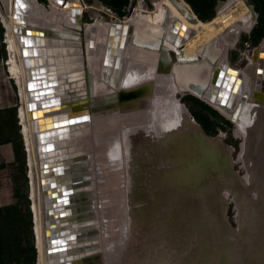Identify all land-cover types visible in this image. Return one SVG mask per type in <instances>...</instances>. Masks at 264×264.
<instances>
[{
    "label": "rangeland",
    "instance_id": "obj_1",
    "mask_svg": "<svg viewBox=\"0 0 264 264\" xmlns=\"http://www.w3.org/2000/svg\"><path fill=\"white\" fill-rule=\"evenodd\" d=\"M69 1L29 0L31 6L26 11V15L28 18L35 17L33 22L44 33L42 47L49 49L47 53L54 57V62L50 66L59 76L64 99L77 105L86 104V108L85 106L83 108L89 114L88 119L74 124L71 136L61 142V145L65 146L66 160L69 162L65 173L68 174L70 185L69 199H71V203L69 207L72 209L75 233L79 234L74 247L78 251L77 254L82 264H114L111 246L114 242H121L117 225L120 221L129 225L131 223L129 210L141 205L138 202L130 203L132 193L129 176L133 173L131 168L134 167V165L130 167L133 161V149L135 150L136 146H140L139 150H142L143 155L137 154L136 160L132 163H136L137 168L142 167L141 176L150 177L148 171H152V169L150 167L147 169L146 165H150L154 154H157L158 148L161 147L157 145L155 138V132H157L155 117L174 114V110L167 107L168 99L178 103L182 111L186 112L206 135L220 138L221 144L229 150L230 159L233 160V169L238 174L246 172L245 165L249 159L245 161V154L240 152L241 138L235 135V130L233 132L235 126L230 119V114L186 89L182 94L174 90V93L170 95V89H168L170 87L166 88V84H163L161 79L171 73L172 69L170 67L168 69L162 68L161 56L157 55L160 65L157 72L151 68V63L148 60L146 61L147 64L143 61L142 63L136 62L140 73L148 74L149 71L155 73L151 74V78L141 75L133 86H126L123 82L121 83V79L126 65L129 63L131 49H133V45L129 42L124 45L125 51L117 69L109 70L104 76L105 79L100 78L103 72L100 71L99 73L102 46L106 36L105 30L102 33V27L112 26L116 22L128 23V19L133 16L136 9L139 7L147 8L145 0H76L81 7L80 17L76 21L69 20L67 22L69 14L67 16L62 14V8ZM73 1L75 2V0ZM183 1L201 21H208V19L216 17L226 2V0ZM194 1L201 14L195 11ZM247 1L257 12V6L253 0ZM3 13L4 6L0 0V53L1 55L2 52L4 53V56L0 58V107L6 108L10 105L9 108L13 110L8 112V116H12L18 123L19 88L10 72L11 65L8 64L11 57L6 49ZM208 16H210L208 19L202 18ZM131 29H134V26ZM90 36L93 38L91 40H95L98 45L96 49L90 48V41L88 42ZM188 38H185L183 43ZM215 43L217 44V42ZM226 49L224 55L219 54L216 57L215 63H210V70L222 60L229 66L236 67L234 59H232L235 55L234 52L229 46ZM137 53L139 54V51ZM163 53L165 52L162 51L161 54ZM12 57L14 56L12 55ZM197 57L199 61L196 62V65L207 62L200 54H197ZM164 58L167 59L166 61L170 66L172 65L171 67L174 63L176 64L177 58L173 49H169ZM238 66L242 65L238 63ZM96 71L100 75H96ZM78 73H82V76L76 75ZM112 76L115 80L109 82ZM177 84L180 85L178 81ZM181 85L183 84L181 83ZM117 91L118 94L115 95ZM131 101L138 102V107L132 106L135 103L133 104ZM159 101L165 103L162 104L163 102L159 103ZM119 104L120 109H118ZM133 108L135 110H132ZM77 110H79L78 113L82 112L80 107ZM147 111L148 117L145 118L143 116ZM12 124L13 126L9 125V129L19 133L22 150H19V159H16L5 171L6 177L9 176L7 181L11 191V199L9 204L1 206L5 208L0 220V239L2 240L0 264H36L32 202L28 197L29 179L26 152L22 135L19 132L21 126L18 124L17 128L15 122ZM243 135L245 143L250 142L248 132H243ZM114 145L115 149L112 151ZM244 146L248 147V145ZM261 154L264 156L263 149H261ZM163 161L165 162V160ZM258 169L261 170L262 168ZM247 172L246 177L251 179L253 176L249 175V170ZM261 172L264 170L262 169ZM257 177L258 175L254 179ZM253 194L258 196L256 192ZM234 203L230 199L226 200L224 215L230 226L235 228L238 227L236 218L241 215L238 213L237 216ZM7 206H12V208H6ZM126 231L128 235L126 237L131 239L135 237L134 232L130 229H126ZM41 235L44 239L42 233ZM134 240L132 249H140L142 241Z\"/></svg>",
    "mask_w": 264,
    "mask_h": 264
},
{
    "label": "water",
    "instance_id": "obj_2",
    "mask_svg": "<svg viewBox=\"0 0 264 264\" xmlns=\"http://www.w3.org/2000/svg\"><path fill=\"white\" fill-rule=\"evenodd\" d=\"M245 1L250 7L249 14L254 15L256 22L257 12L247 0ZM19 2L23 6H18V0H15L18 9L30 6L25 5L26 1ZM16 16L24 24V18L20 13L17 12ZM253 26L251 25L249 30ZM18 29L20 32L40 34L37 29L26 27L25 24L17 27ZM34 98L37 97H33L27 104L30 118L32 112L30 109L35 107ZM168 101L170 104L168 103L167 107L174 110V116L182 114L180 119L183 126L173 129L169 127L167 130L170 132L165 131L161 135H166L164 138L169 137L174 143L176 140L188 141L190 146L195 147L196 152L193 157L187 151L179 155L175 152L176 145H173L169 153L165 150L168 155L164 159L165 162L160 161L162 158H155L157 155L154 154L150 165H146L147 169L148 167L152 169L148 171L150 178L145 179L143 176L140 185L131 186L130 203L138 202L141 205L129 210L131 222L129 225L121 221L117 225L121 242H114L111 246L114 264H264V175L258 169L261 162L259 157L263 154L256 155L257 158L253 159L250 155L249 142L245 143V139L241 137L240 152L245 154V161L252 158L254 162L253 165L251 161L246 162V172L238 174L233 169L229 150L221 144L220 138L206 135L193 119L182 111L178 103L171 99ZM161 102L163 101H159ZM80 116L82 118H78L82 121L88 119V113H82ZM58 121L59 119L54 121L55 124ZM19 132L22 135L21 127ZM165 140L170 143V140ZM51 143L53 141L42 144V151H51L52 148H49ZM23 145L25 150L24 141ZM114 149L115 145L112 151ZM110 153L113 154L111 151ZM177 156L179 158H176ZM54 161L43 163L41 166L45 171L42 172L59 171L60 167L58 164L55 165L57 162ZM255 166L256 168H253ZM248 170L253 176L251 179L246 177ZM256 174L258 177L254 179ZM45 182L47 187H51L52 196L53 193L59 194L55 196L57 202L53 203L54 209L50 207L47 211L48 216L52 218L47 223V234L50 237V247L47 251L58 256L56 264H65L66 257L62 254L65 253L67 239L63 235L68 233L69 228L60 231L57 226L61 225L62 220L72 212V209L62 208L60 204L63 202L59 201L61 193L70 192V188L63 192L61 188L64 189V185L54 186V180L46 179ZM47 189L49 191V188ZM254 192L258 193V196L254 195ZM28 197L31 199L30 191ZM227 199L235 202L236 214L241 215L236 218L238 227L230 226L224 215ZM126 229L134 232L135 237L132 239L126 237L128 236ZM134 239L142 241V248L132 249ZM54 262L55 259H49V264ZM77 262L82 264L81 259L66 264Z\"/></svg>",
    "mask_w": 264,
    "mask_h": 264
},
{
    "label": "bare ground",
    "instance_id": "obj_3",
    "mask_svg": "<svg viewBox=\"0 0 264 264\" xmlns=\"http://www.w3.org/2000/svg\"><path fill=\"white\" fill-rule=\"evenodd\" d=\"M1 1L4 6V13H3L4 17H2L4 19H2V21L5 20V22L3 21L4 22L3 24L5 26L4 37H5V43L7 45L6 49L11 57L8 64L11 65L10 72L13 75L16 81V85L19 88L18 93L20 96L19 99L20 107L18 109L17 114L21 126L23 141L25 143V148H26L25 152H26V161H27V169H28L27 173L29 179L28 185L30 188L29 191L31 196V202L33 203L32 219H33V232L35 235L34 243L36 248V259H37L36 264H49V259L51 258L55 259V262L53 264H56L58 262V256L54 254H49L47 251L48 247H50L49 245L50 237L47 234V228H48L47 223L52 219L48 216L47 211L48 209H50V207H53V203L57 202L55 196H58L59 194L53 193L52 196L50 193V191L52 190L51 187H47V185H45L44 183H46L45 182L46 179L48 181L54 180V182L57 183V184L54 183V186L64 185L63 187L65 188L64 189L61 188L63 192L67 188H70L68 174L67 175L65 174L69 162L65 159L67 157V154L65 152V146L61 145V142L71 136L70 130H72L73 126H75L74 124L79 123V121L82 118L80 116L82 113L79 114L80 112L78 113L79 110H77V107L74 108V106L76 105L74 102H69L70 100L69 101L61 100L62 97L60 95V92L63 91H61L62 87L59 83V76L56 74V71L52 70L50 66L54 62V57L47 53L49 49L47 50V48L42 47L43 46L42 37L44 33L41 29L37 28L36 27L37 25H35V23L33 22L35 18L34 14H33L34 18L30 17L31 19L28 18L26 15V11L31 6L29 0H21V2L26 1L25 5H30V6L27 7L25 6L19 9L15 5V0H1ZM145 2L147 8L139 7L138 9H136L134 11L133 16H131L128 19V23L116 22L115 24H113L116 25L115 27L112 26L102 27L103 28L102 33L104 32V29L106 32V37L104 39V41L106 42V46L105 44L104 46L107 48V52H106L107 55L105 58L106 60H107V56H112L111 54L118 55L120 52V48L122 50L123 39H120L119 34L123 32V30H126L123 29L124 27H126V25H128L131 31V34H129V36H133L135 33L134 29L137 26V24H139L140 28L144 27L145 29H147L149 26L157 29L158 31L160 30L158 27L161 28L162 23H164L165 20L170 21L172 19V21H170L171 22L170 24H173L177 28L178 30V31L176 30L177 32H180L182 34L188 33L187 35L189 38L186 44L184 43V45L187 49V52L190 54L192 50L194 52L195 49L200 50L202 47L206 48L207 45L213 42V40H217V39L220 40L222 39L221 37H226V34H228L229 32L231 33L236 30H237L236 33L239 31L246 32L250 29L249 27L251 25H254L255 23L254 15L249 14L250 7L245 0H226L223 8L216 15V17L208 21L199 20L197 16L193 13L191 8L183 0H145ZM80 8H81L80 4L75 0V3H73L70 6H67L65 9H62L63 11L62 14L64 13L65 16L69 14V19L71 21H75L78 20L80 17V10H81ZM17 12L18 14L20 13L22 18H24V24L26 25V27L30 26V28L32 29H37L40 34L39 35L31 34L26 32H20V29L17 30V27L24 26V24H22L21 21L17 19L16 16ZM27 19L30 20L28 21ZM133 26L134 29H131V27L133 28ZM109 32L111 36L112 34H115V36L113 35L114 39L112 38L110 40L108 39ZM169 32L170 29L167 30V33ZM28 34H30V36H28ZM130 40L132 41V37ZM139 45L140 44L138 45L133 44L134 48H138L137 50L139 52H141L140 51L141 48L146 50L147 52H148L147 47L152 48L149 46L144 47ZM161 45L163 44H160V46ZM209 48L210 47H208V49ZM153 49L157 50L158 48H153ZM147 52H146V56H151L150 53ZM12 55L14 57H12ZM133 58L138 60L139 57L134 55ZM143 60L147 61L148 58H145ZM148 61L152 64L150 60ZM134 69H135L134 65H131V67L129 68V72L131 73L132 77L134 74L133 73ZM132 77L130 79H132ZM166 77L167 75L165 76V78ZM174 86L175 88H177L175 90H178L177 87L178 84L176 85V81L174 82ZM33 97H37V98H34L36 99V101L34 102L35 107L30 109L32 111L30 118L28 115L29 109L27 104L29 103V101H32ZM208 102L213 104L211 100L210 101L208 100ZM81 105L82 107L85 106L86 108L85 104H81ZM213 105H215V103ZM72 106L74 111L72 112V114L68 115V113H71L70 108ZM80 110L83 112V108H80ZM60 113L62 114L64 113V117L60 115ZM246 113L248 114V110L246 111ZM174 114L172 115L167 114L162 116L158 114L159 116L155 117L157 121V123L155 124V127H157L156 128L157 132H155V138L157 140V145L161 146L160 149L158 148L156 154L158 159L162 158L164 160L165 157L168 156L167 153H165V150L167 151L168 149L173 147V145H176L175 152L178 153L179 155H182V153H184L185 151L190 152L192 157L195 155L196 152L195 147L192 145L191 147L188 141L185 140L177 141L176 138L175 139L176 142L174 143V140L171 141L169 137L164 138L166 135L165 136L161 135L165 131L170 132L167 129L170 128L173 129L174 127L179 128L183 126V121L180 119L182 118L180 117L182 116V114L177 116H174ZM241 114L242 113L240 111L238 117ZM83 118L85 119V117ZM58 119L59 121L55 124L54 121ZM171 119H174V121H171ZM232 120L235 122V124L236 123L238 124L239 120L237 118L236 119L234 118ZM238 125L239 126L237 127L236 135L244 138L243 132L246 131L245 130L246 127L244 124L241 125L238 124ZM156 134H158L159 136ZM165 139L170 140V143H168V141H166ZM48 141H53V143L49 144V148H52V150L43 152L41 149V145ZM163 142H167L168 144L164 145ZM169 144L171 146H169ZM136 147L137 148H135V150L133 149V153H134L133 161L136 160L137 154L143 155L142 150H139L140 146H136ZM258 148L260 149V151L259 152L257 151V153L261 155V149H263L264 152V142L261 145L259 142ZM170 151L171 150L167 152L169 153ZM251 156L253 159L255 157L257 158L256 152L254 153V155ZM252 158H250V160L253 165L254 161L252 160ZM259 158H261L260 159L261 167L260 166L258 167L264 170L263 167L264 163H262L263 155H261V157ZM52 160H55L54 161L55 163L57 162L55 165L59 164L60 167L59 171L47 170V173H43L45 169L43 170L41 165L46 162L48 163ZM132 162L130 167H132L133 165L134 167L131 168V170H133V173L131 174V176H129L130 177L129 180H131L130 186H132L133 184L138 186L141 184V178H143V176H141L143 169L142 167L137 168L135 166L136 163H132ZM249 172L250 175L251 171ZM148 178L150 177L145 176V179ZM43 184L45 187L43 186ZM47 188H49V191ZM66 194L70 195V192H66ZM69 198L70 197L68 198L63 197L59 199V201L63 200L64 204L62 203L60 204L63 205L62 208H66L68 210L71 209L69 207L71 203L70 202L71 199ZM64 199L66 200L69 199V203H65ZM52 209H54V207ZM62 222L63 223L61 225L57 226V229H59L60 231L62 230L64 231V228L66 227L69 228V230H67L68 233L67 234L64 233L63 235V237L67 239L66 240L67 242L65 243V251H64L65 253L62 254L64 257H66L65 264L71 261L76 262V260H80V257L77 254L78 251L74 247V244L77 243V237L79 234L75 233L74 219L72 218V213L67 215V218L63 219ZM57 229L55 231H57ZM36 233H37V240H36ZM41 233L43 234L45 240L42 238ZM75 264H78V262Z\"/></svg>",
    "mask_w": 264,
    "mask_h": 264
},
{
    "label": "flooded vegetation",
    "instance_id": "obj_4",
    "mask_svg": "<svg viewBox=\"0 0 264 264\" xmlns=\"http://www.w3.org/2000/svg\"><path fill=\"white\" fill-rule=\"evenodd\" d=\"M59 1L60 0H56V2H59ZM73 3L75 2L73 0H70L66 4V6L63 8H66L67 6H70ZM258 16H259V13L257 14V18H256V22L254 23V26L252 27L251 30H248L249 32L239 31L236 33L237 30L231 33L229 32L228 34H226V37H221L222 39L220 40L217 39L218 41L213 40V42L207 45L206 48L202 47L200 50L195 49L194 52L192 50L190 54L187 52V49L184 45V43L186 44L188 39L186 40V42L184 41L183 43V40H185V38L188 37L187 35L188 33L187 34L183 33L184 34L183 35L182 33L177 32L178 31L177 28L173 24H170L171 23L170 21H172V19L170 21L165 20L164 23H162L161 28L158 27L162 31L160 30L157 31V29L149 27V26L147 29H145L144 27L140 28L139 24H137V26L134 29L135 36L134 35L129 36V34H131V31L128 25H126V27L123 28L126 30H123V32L119 34L120 39H123V43H122V50L120 48V52L118 55L111 54L112 56H107V60H106L105 58L107 55L106 54L107 48L105 47L106 42L103 41L105 46L104 45L102 46V49L103 48L104 49L102 50V55H101L102 58L100 62L99 73L100 71L101 72L103 71V72H102V75H100L99 73H97L98 71H96V75L98 74L100 75V78L102 77L105 79L104 76L105 74L107 75V72L109 70L117 69V67L120 65L122 54L125 51L124 45H126L127 43L129 42L131 43L133 41L132 43L135 45L140 44L139 46L152 47V48L147 47L148 52L141 48L140 50L141 52H139L138 54L137 53L138 48H134V46H132L133 49H131V53L129 55L130 57L129 63L126 65V69L124 73L122 74L121 83L123 82V84L126 86L134 85V82H136V80H138V78H140V76L142 75V73H140L139 69L136 66V62L142 63L143 61L147 64L146 60H143L145 58H148V60L152 62L151 68L152 69L154 68V71L157 72V69H159V66H160L157 55L159 57L161 56V60L163 62L162 68L168 69V67H170L172 69L171 70L172 72L169 73L166 78L163 77L161 79L162 83L166 84L165 85L166 88H168V86L170 87L168 88L170 89L169 91L170 95H172L174 93V90L177 89L174 86V82L178 81L180 85L177 86L178 87V90H176L177 93L182 94V92L185 89L187 91L189 90L190 92L196 95L198 94L204 100H207V101L211 100L213 104L215 103L216 107L230 114L231 120L234 118L235 119L237 118L239 121L241 120L239 124L245 125L246 127L245 130L246 132H248L250 136L249 137L250 138L249 146L251 150L250 155H254L255 152H256V155H258L259 153H257V151L258 152L260 151V149L258 148L259 142H260V145L263 144L264 142V137H263V134H264V124H263V121H264V33L260 36L256 32H253V28L258 23ZM67 20L68 21L70 20L69 17H67ZM109 26L110 25H108V27ZM115 26L116 25H112V27H115ZM169 29H170V32L167 33V30ZM242 30H245V29H242ZM113 35L115 36V34H112L111 36L109 32L108 39L109 40L111 38L114 39ZM131 37H132V41L130 40ZM91 39H93L92 36L88 38V42L90 41L89 42L90 48L96 49L98 45L95 40H91ZM215 42H217V44ZM160 44H163L161 45L163 50L160 47ZM227 46L231 47V50L235 54L233 55L232 59H234V63L236 67H231L228 64H226L224 60H222L218 65L213 66L210 70V63L211 64L215 63L217 61L216 57L219 54L224 55L226 53ZM208 47L210 48L208 49ZM153 48H158V49L156 50ZM164 48H166L167 50ZM169 49H173L176 53V58H177L176 64L177 65L174 63L173 67H171L172 65L170 66V64H168L166 61L167 59L165 60L164 58L166 52ZM162 51L165 52L163 53L164 57H162L163 56V54H161ZM146 52L150 53L151 56H146ZM197 54H200V56L203 57V59L206 60L208 63L206 62L200 65H196V62L199 61ZM134 55L139 57L138 60L133 58ZM238 63H240V65L242 66H238ZM180 64H183V65H180ZM131 65L135 66L133 77L131 73L129 72V68L131 67ZM155 72L149 71L148 74L144 73L142 76L144 77L148 76L149 78H151V74H154ZM79 74L80 73L76 75H79ZM81 74H80V77L82 76ZM95 77L97 78V76H94V78ZM131 77L132 79H130ZM114 80L115 78L112 76L110 77L109 82H112ZM181 83L186 87L181 85ZM176 85H177V82H176ZM92 89H93V82H92ZM116 94H118V91L115 93V95ZM223 94L225 95L223 96ZM60 95L62 99L61 98L59 99L66 100V99H63L65 98V96L63 95V92H60ZM131 102L133 104L135 103V108L138 107V105H136L138 102L137 103L135 101H131ZM76 107L83 108L82 105L80 104L78 105L76 104L74 108ZM135 108H133L132 110H135ZM83 109L85 111V108ZM118 109H120V104L118 105ZM247 110H248V114L246 113ZM73 111L74 109L72 106L70 108L71 113H68V115L72 114ZM240 111L242 114L239 115L238 117V114H240ZM81 113L82 112H80V114ZM60 115L64 117V113L63 114L60 113ZM143 117L145 118L148 117V111L144 113ZM232 122H233V125L235 126V128L233 129V132L235 130V135H236L237 127L239 125L237 123L235 124L233 120ZM253 168H256V167H253ZM65 191H67V189L64 190V192ZM61 195L62 196L59 197L60 199L63 197H66V198L69 197V195L66 193L64 194L61 193ZM68 201L65 200V202L67 203ZM65 218H67V216Z\"/></svg>",
    "mask_w": 264,
    "mask_h": 264
},
{
    "label": "trees",
    "instance_id": "obj_5",
    "mask_svg": "<svg viewBox=\"0 0 264 264\" xmlns=\"http://www.w3.org/2000/svg\"><path fill=\"white\" fill-rule=\"evenodd\" d=\"M126 2V1H125ZM124 2V3H125ZM122 3V4H124ZM253 3L256 4L257 6V12L259 13L258 16V23L257 25L253 28V32H256L260 36L264 33V0H253ZM193 6L195 8V11L200 13V9L197 7L195 1L193 2ZM201 14V13H200ZM208 17H202L208 19ZM211 19V18H210ZM209 20V19H208ZM1 52V51H0ZM4 56V53L2 52V55L0 53V58ZM13 109L12 108H4L0 109V140L3 141H10L13 144L14 152H15V160L19 159V150H22L21 146V140L19 139V133L15 130H10L9 125L11 124L13 126V119L12 116H8V112H11ZM13 129V128H12ZM10 130V131H9ZM5 207H0V220L2 217V211ZM6 208H12V206H7ZM1 233V232H0ZM0 249H2V240L0 239ZM0 259H1V250H0Z\"/></svg>",
    "mask_w": 264,
    "mask_h": 264
},
{
    "label": "crops",
    "instance_id": "obj_6",
    "mask_svg": "<svg viewBox=\"0 0 264 264\" xmlns=\"http://www.w3.org/2000/svg\"><path fill=\"white\" fill-rule=\"evenodd\" d=\"M8 107H10V105L6 106V108ZM3 108L5 107H0V109H3ZM12 119L15 122V126H17L19 122L17 123L16 119H14L13 117ZM18 121H19V118H18ZM14 162H15V152H14L12 142L0 140V207L3 205L9 204V201L11 199V191L9 190V182L7 181L9 176L6 177L7 173L5 171L9 167V165L13 164Z\"/></svg>",
    "mask_w": 264,
    "mask_h": 264
},
{
    "label": "snow or ice",
    "instance_id": "obj_7",
    "mask_svg": "<svg viewBox=\"0 0 264 264\" xmlns=\"http://www.w3.org/2000/svg\"><path fill=\"white\" fill-rule=\"evenodd\" d=\"M18 6H20V7H22V6H23L22 4H20L19 0H18Z\"/></svg>",
    "mask_w": 264,
    "mask_h": 264
}]
</instances>
